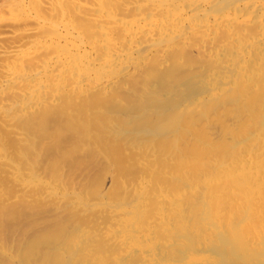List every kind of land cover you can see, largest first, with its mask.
Wrapping results in <instances>:
<instances>
[{"label":"bare ground","instance_id":"1","mask_svg":"<svg viewBox=\"0 0 264 264\" xmlns=\"http://www.w3.org/2000/svg\"><path fill=\"white\" fill-rule=\"evenodd\" d=\"M258 93L264 0H0V131L11 142L0 147V264H237L220 212L233 187L247 188L237 212L252 215L264 200V170L247 172L243 160L251 149L226 179L199 176L187 194L169 190L173 176L153 183L128 166L120 178L111 156L154 141L175 155L190 131L196 140L180 142L200 155L219 137L199 119L234 104L260 124ZM152 149L130 158L146 171ZM257 229L264 238V215ZM205 233L219 262L194 254ZM243 237L241 246H264Z\"/></svg>","mask_w":264,"mask_h":264},{"label":"rangeland","instance_id":"2","mask_svg":"<svg viewBox=\"0 0 264 264\" xmlns=\"http://www.w3.org/2000/svg\"><path fill=\"white\" fill-rule=\"evenodd\" d=\"M251 93V92H250ZM253 94H257V93H254V92H252ZM249 94V93H248ZM263 93H258V95H260V96H264V95H262ZM261 97V98H262ZM242 100H243V98H242ZM231 107L229 108V105L228 106H226V107H228V108H224L225 106H222V107H219V110H211V111H214V112H211L212 114H210V113H207L206 115H204L202 118L203 119H199L200 121H199V123H197L196 125H197V127L196 128H200L201 127V130H202V128H204L205 129V132H204V134L205 133H207L206 135L208 136V134H209V136H210V133L212 132L213 134H214V132H216V134L218 135V136H216V139L218 140V141H221L222 142V140L224 139V138H227L226 140H223V142L225 143V145H224V143L222 142V145H220L221 144V142H218L217 140L215 141V134L214 135H212V136H210L211 137V139L213 140H211L210 139V137H208V139L209 140H211V146H210V148L208 149V150H205L204 152H202V154H200V155H196V154H194V152L193 151H191L190 150V152H189V149H190V147H186V146H184L186 143L187 144H189V143H191L192 141H195L196 140V135L194 134V132L193 133H191V131L190 132H188L186 135H184L183 137H184V139H182V137L180 136V138L178 139V138H176V136H175V138H176V141H177V144L179 145H175V146H177L178 148H175V146L173 147V148H175V149H178V151L180 150V146H181V144H182V150L180 151L182 154H180L177 150H175V149H173L174 150V154H175V151H176V154L175 155H173L172 154V149H171V151L168 149V148H165V151L163 150V151H161L162 153H160L159 152V150H162V149H160L159 147H155V145L157 146L158 144H156L155 143V141L154 142H152L151 144H153V149H152V147H149L148 148V146L147 147H144L146 150H150V148L152 149V150H154L153 152L155 153L157 150H158V153H156L155 154V156H154V158H155V161H154V158H152V161L150 162V163H153V164H149L148 163V165L147 166H149V165H153V167L151 168V166L150 167H147L148 169L145 171H143L142 169H140V167L136 164V161L134 162L133 160L135 159V158H137L138 157V155L134 158V156L133 155H135V154H143V151L145 150H143V148H139L138 150H137V148H135V149H133V150H131V151H128V150H126V149H122V150H117V152H116V150H114L113 152H115V154L114 153H112L111 152V155L112 154H114V156L112 155L111 157H112V159H113V161L115 162V160H116V162L118 161V163L117 164H115L114 166H115V168L116 169H118V174H117V176L118 177H125V174L124 173H126V169L128 170V166L130 167L129 169L131 170L132 168H133V170L132 171H134V172H131V171H129L128 170V172H131V173H133L134 175L133 176H131V177H136V176H139L140 174V172H141V174H143L147 179H151V181L152 180H155V182L154 181H152L153 183H164L165 182V180L164 179H166L165 178V176L168 178V177H172V179H174V180H176V181H174V180H172L171 178H170V180H171V182H173V183H171L170 182V184H172L171 186H172V188L170 187V185L168 184V188H169V190L170 191H177L178 189H180V191L181 190H184L185 189V187H186V189L184 190V192L187 194L188 192H189V188H190V192H191V190H192V188L190 187V186H192V184H193V186L192 187H194V186H196V183H198V182H196V181H201L200 180V178H201V176H202V179H203V176L205 175L206 176V178H204V179H206V180H214L215 178H222L223 176V178L222 179H226V177H228L227 175L228 174H230L231 173V170L233 171L234 170V165H236L237 164V161H239L240 159H242L243 158V155L244 156H249V154H250V158L249 157H244L243 158V160H245L246 162H247V164L248 165H246V169H247V172H248V170L249 169H251V170H253V171H250V173L251 172H254L255 173V171H257V169L259 168V169H263L264 170V132H261L260 130H262L263 129V126H262V124H264V119H263V121L262 122H260V124L257 122V120H256V118L254 117V116H251L250 115V110L248 109V108H244V106L243 105H234L233 104V106L232 105H230ZM243 106V107H242ZM233 107V108H232ZM235 107V108H234ZM236 107H238V108H236ZM222 108V109H221ZM218 109V108H217ZM230 109H232V110H230ZM233 109H235V110H233ZM209 114V115H208ZM206 116V117H205ZM233 117V118H232ZM252 117H254L253 118V121H251V119H252ZM230 118V119H229ZM234 119V120H233ZM233 120V121H232ZM228 121V122H227ZM198 122V121H197ZM253 122V123H252ZM199 124V125H198ZM210 124H211V126H210ZM229 124V125H228ZM200 125H203V126H200ZM244 125H248L249 127H248V129L246 130V132H244V133H240V129L244 126ZM213 127V128H212ZM209 130H211L210 131V133H208L209 131H208V129ZM249 130V131H248ZM202 131H204V130H202ZM208 131V132H207ZM2 130L0 131V147H2V148H4V145H6V150L8 151L9 149L11 150V146H8V144H10L11 145V142L10 141H8V139H7V135H4V133L2 134ZM227 132V133H226ZM247 132H248V134H247ZM226 133V134H225ZM4 135V136H3ZM193 135V136H192ZM205 135V136H206ZM221 135V136H220ZM224 138H223V137ZM255 136V137H254ZM177 137H179V136H177ZM214 137V138H213ZM252 137V138H251ZM173 138V137H172ZM251 138V139H250ZM257 138H258V140H257ZM3 141H2V140ZM171 139V138H170ZM178 139V140H177ZM201 139V138H200ZM206 139H207V137H206ZM171 140H173L174 141V138L173 139H171ZM7 141V142H6ZM180 141H182V142H185V144L184 143H182V142H180ZM208 141V140H207ZM226 141H227V145H226ZM6 142V143H5ZM9 142V143H8ZM157 142V141H156ZM216 142L217 143H219L218 144V146H219V148L215 145L216 144ZM231 144V147L233 146V148H231L230 147V145H229V143ZM255 142V143H254ZM4 143V144H3ZM158 143H159V141H158ZM180 143V144H179ZM250 143H251V145H250ZM149 144V143H148ZM186 144V145H187ZM229 145V146H228ZM149 146H150V144H149ZM152 146V145H151ZM226 146H228V147H226ZM244 146V147H243ZM250 146H252V147H250ZM155 147V148H154ZM184 147H185V149L187 148V150H184ZM217 147V148H216ZM230 147V148H229ZM237 147V148H236ZM247 147V149H245ZM4 148V149H5ZM9 148V149H8ZM213 148V149H212ZM234 148H236V150H233ZM157 149V150H156ZM245 149V150H244ZM249 149H251L250 151L251 152H249ZM140 150H143V151H141L142 153H140ZM156 150V151H155ZM241 150H242V152H241ZM253 150V151H252ZM186 151V152H185ZM238 151H240L239 152V156H238ZM145 152V151H144ZM164 152H166V153H170V154H168L170 157H171V154H172V160L173 161H168V156H167V154L166 153H164ZM178 152V153H177ZM184 152V153H183ZM189 152V153H188ZM160 153V154H159ZM120 154V155H119ZM166 154V155H165ZM183 154L185 155V157H186V154H188L189 155V157H188V159L189 160H187V157L185 158L184 156H183ZM204 154L206 155L205 157H203L204 156ZM156 155H158V156H161V157H157ZM165 155V156H164ZM242 157H241V156ZM251 155H253V156H251ZM133 157L134 159L132 160L130 157ZM163 156H164V158H163ZM166 156L168 157V158H166ZM184 158H183V157ZM179 159H178V158ZM160 158V160H158ZM166 158V159H165ZM171 158L169 159V160H171ZM173 158H175V159H173ZM183 158V159H182ZM190 158H192V160L190 159ZM205 158V159H204ZM251 158H254V159H251ZM177 159L178 160H182V162H181V160L180 161H178L177 162V165H176V162H175V160L177 161ZM186 159V160H185ZM247 159V160H246ZM120 160V161H119ZM161 160H163V161H161ZM204 162H203V161ZM251 160H253V162H251ZM255 160V161H254ZM159 161H161V163L159 162ZM164 161H166V162H169V164H167L166 162H164ZM236 161V162H235ZM115 162V163H116ZM159 162V163H158ZM163 162H164V164H165V166H166V164H167V166L168 167H164V170H162V168H163V166H162V164H163ZM199 162H200V164H199ZM206 162V163H205ZM235 162V163H234ZM249 162H251L252 164H253V167H252V165L249 163ZM134 163V164H133ZM156 163V164H155ZM157 163L158 164H160V168H157L158 167V165H157ZM172 163V164H171ZM209 163V164H208ZM257 163H259V164H257ZM155 164V165H154ZM176 165L177 167H175L174 165ZM197 164H199V165H197ZM117 165V166H116ZM135 165V166H134ZM195 165H197V167L199 168V170H200V172H199V170H198V172H197V170L196 169H198V168H194V166ZM209 165V166H208ZM218 166V167H216V166ZM114 166H113V168H112V171H113V169L115 170V168H114ZM193 166V167H192ZM249 166V167H248ZM250 166H251V168H250ZM196 167V166H195ZM201 167V168H200ZM193 168L195 169V170H193ZM228 168H229V170H228ZM249 168V169H248ZM253 168V169H252ZM217 169H218V172H217V174H215V175H212V174H214V172H215V170L217 171ZM122 170L123 171H125V172H122ZM161 170L162 171H164V172H161ZM220 170V171H219ZM138 171V172H137ZM196 171V172H195ZM114 172V174H116V172L115 171H113ZM119 172L121 173H123L124 175L122 176L121 174H119ZM155 172H156V174H159V175H156L155 174ZM158 172V173H157ZM228 172V173H227ZM263 172V171H262ZM131 173H126V176L128 177ZM137 173V174H136ZM153 173H154V176H155V178H153L154 176H153ZM163 175H162V174ZM166 173V174H165ZM127 174H129V175H127ZM169 174V175H168ZM222 174H223V176H222ZM121 175V176H120ZM132 175V174H131ZM162 175V176H161ZM178 176V177H177ZM183 176H185V178H183ZM186 176H188V177H186ZM200 176V178H198ZM207 176H209V177H207ZM211 176V177H210ZM214 176V177H213ZM216 176V177H215ZM226 176V177H225ZM264 175H260L259 176V179H261L262 177H263ZM130 177V176H129ZM153 178V179H152ZM162 178H164V179H162ZM183 179V180H181L182 181V183L185 181H187L186 183H188L187 184V186L185 185L184 186V184H186L185 182H184V184H182V186H179V185H181V184H179V183H181L180 181H179V183H178V181H177V179ZM186 178H188L187 180H185ZM190 178H191V180H190ZM214 178V179H213ZM159 179V180H158ZM178 179V180H179ZM193 180V181H192ZM189 181V182H188ZM4 182V181H3ZM193 182V183H192ZM2 183V182H1ZM175 183V185H176V187L173 185ZM192 183V184H191ZM188 185H190V186H188ZM2 186H3V183H2ZM174 186V187H173ZM177 187H180V188H177ZM188 187V188H187ZM238 188H236V187H233L232 189H231V191L228 193V194H226V195H224L223 196V199H226L227 197V199H229L230 200V204H232L233 206H227L226 208H227V210H226V208H225V210L224 209H222L221 210V214L223 215V217H221L222 218V220H223V225H222V228L224 229V231H225V235L226 236H223L224 235V231H222V237L223 238H225L226 240L228 239V241H227V247L229 248V247H231V246H233L231 249H233L232 250V253H233V251H234V253H233V255L234 254H237V255H235V262L236 261H238V258H239V262L237 263V264H264V246L262 247V251L263 252H260V255H258L259 254V251H261V250H259L258 251V249L257 248H261V247H254V246H252V245H250V243L248 244L247 242H246V244L244 245V246H241L240 244H239V238H240V235L244 238V241H245V239H246V237L249 235V234H251L252 235V237H256V235H257V237L256 238H258L259 240H263L264 238H262V237H260L259 236V234L256 232V231H258V229H257V222H259V220H261V217L264 215V200L262 201V203H260V204H257L255 207V209H254V214H249V215H246V213H244V210L243 211H240V212H237L238 211V208H240L241 207V205H242V203L240 204V202H239V200H241V202H243L242 201V199H240L241 198V195L242 194H244V193H246L247 192V188L244 186H237ZM183 188V189H182ZM172 189V190H171ZM194 189V188H193ZM242 189V190H241ZM232 190H235L234 192L232 191ZM236 192H238V193H236ZM231 193H232V195H233V197H231ZM238 194L237 196H238V199H236L235 197H236V195L235 194ZM239 193H241V194H239ZM234 195H235V197H234ZM192 197H194L193 195H192V193H191V195H189L188 197H186V202L187 203H189V205L188 206H191V202H190V200L192 201L193 200V198ZM191 198V199H190ZM190 199V200H189ZM234 203H233V202ZM238 203H239V205H238ZM244 204V203H243ZM245 205V204H244ZM243 205V206H244ZM243 208L241 207V209H239V210H242ZM260 210H261V212L262 213H260ZM225 214H227L226 216L224 215V213ZM240 213V214H239ZM189 214L191 215V213H190V210H189ZM193 214V213H192ZM232 215L234 216V219H236L235 221H234V219H233V217H232ZM237 215V216H236ZM252 217H251V216ZM192 216V215H191ZM190 216V218L192 219L193 217H195L196 218V216L197 215H194L193 214V216L191 217ZM207 216V217H206ZM206 216H205V218H207V220L211 217V216H209L208 214H206ZM248 216V217H247ZM232 217V218H231ZM256 217V218H255ZM260 217V218H259ZM254 218V219H253ZM190 219V220H191ZM232 219V220H231ZM189 220V221H190ZM195 220V219H194ZM226 221L228 222V223H226ZM235 223L236 221H238L237 222V224L235 223H233V222ZM245 221V222H244ZM249 221V222H248ZM192 222L193 223H195L196 222V220H195V222L192 220ZM232 222V223H231ZM262 222V221H261ZM247 223V224H246ZM192 224V223H191ZM233 224V225H232ZM243 224V225H242ZM225 225V226H224ZM227 225H228V227L231 229V231H230V229L227 227ZM232 225V226H231ZM225 227V228H224ZM240 227H241V230H240ZM257 229V230H256ZM256 230V231H255ZM241 231H242V234H241ZM206 232V231H205ZM232 232V233H231ZM207 233H213V232H210V231H207ZM227 233V234H226ZM231 233V234H230ZM261 234V233H260ZM208 235H209V237H208ZM207 236H206V233H205V236H206V240H204V241H201V239L200 240H197L198 242L200 241V243H198L196 240V243L197 244H199V247H198V245L195 243V245H197V247L194 245V247L192 246L191 247V249H190V247L189 246H187L186 245V248H187V251H189V253L192 251L193 253H194V251L195 252H197V253H194V254H200V255H204V256H207V257H210V259H212L211 261H213L214 263L215 262H219V255H217V256H213V255H216V253H214V252H212L211 250H209L210 248L207 246V243H209V242H211V241H213L212 239L214 238V240L216 239V237H213L211 234H208ZM259 236V237H258ZM210 237H211V239H210ZM227 237V238H226ZM238 238V239H237ZM209 241V242H208ZM206 243L205 245H203L202 246V243ZM203 243V244H204ZM200 244H201V246H200ZM250 247V248H247V247ZM196 247V248H195ZM207 247H208V249H207ZM243 247V248H242ZM251 247H253V248H255V249H253V248H251ZM195 248V250L193 251V249ZM203 250H202V249ZM189 249V250H188ZM199 249V250H198ZM206 249V250H205ZM197 250V251H196ZM206 251V252H205ZM207 251H209V253L207 252ZM246 251H248V252H246ZM252 251H253V253H252ZM256 251H258V252H256ZM191 252V253H192ZM256 252V253H255ZM204 253V254H203ZM246 253L248 254V255H250V256H248V255H246ZM250 253V254H249ZM206 254V255H205ZM213 254V255H212ZM257 254V255H256ZM263 256H262V255ZM254 255V256H253ZM236 256H238V257H236ZM253 256V257H252ZM214 257V258H213ZM216 258V259H215ZM213 259H215V260H213ZM218 259V260H217ZM237 259V260H236ZM215 264H217V263H215Z\"/></svg>","mask_w":264,"mask_h":264}]
</instances>
